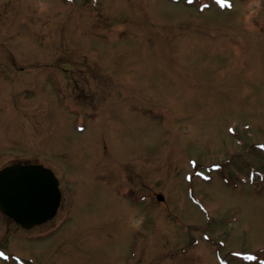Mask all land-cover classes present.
I'll use <instances>...</instances> for the list:
<instances>
[{"label": "rangeland", "instance_id": "obj_1", "mask_svg": "<svg viewBox=\"0 0 264 264\" xmlns=\"http://www.w3.org/2000/svg\"><path fill=\"white\" fill-rule=\"evenodd\" d=\"M18 160L63 203L0 264H264V0H0Z\"/></svg>", "mask_w": 264, "mask_h": 264}, {"label": "water", "instance_id": "obj_2", "mask_svg": "<svg viewBox=\"0 0 264 264\" xmlns=\"http://www.w3.org/2000/svg\"><path fill=\"white\" fill-rule=\"evenodd\" d=\"M58 184L54 173L42 165L8 166L0 171V208L24 227L40 224L57 212Z\"/></svg>", "mask_w": 264, "mask_h": 264}, {"label": "clouds", "instance_id": "obj_3", "mask_svg": "<svg viewBox=\"0 0 264 264\" xmlns=\"http://www.w3.org/2000/svg\"><path fill=\"white\" fill-rule=\"evenodd\" d=\"M142 224V218L140 219H135L130 223V227L133 229H139Z\"/></svg>", "mask_w": 264, "mask_h": 264}]
</instances>
